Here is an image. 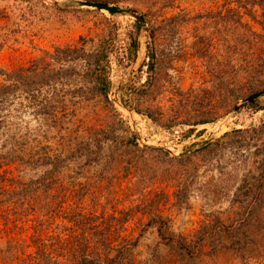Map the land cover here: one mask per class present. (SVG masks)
Wrapping results in <instances>:
<instances>
[{"label": "rangeland", "instance_id": "obj_1", "mask_svg": "<svg viewBox=\"0 0 264 264\" xmlns=\"http://www.w3.org/2000/svg\"><path fill=\"white\" fill-rule=\"evenodd\" d=\"M234 1L120 2L117 7L143 17L145 26L140 28L128 15L81 8L76 0H0L1 68L15 69L44 51L76 45L80 38L108 46L106 98L74 77L66 87L67 113L56 114V126L47 128L27 114L18 124L32 131L30 139L55 153L66 151L79 138L91 144L94 154L99 150L96 143L101 144L94 155L101 156V162L84 171V180L92 185L98 213L131 211L125 236L140 231L146 222L142 214L148 212L169 218L171 231L184 236L217 218L226 225L236 224L235 214L246 205L240 209L234 197L242 194L260 199L254 217L264 222V92L250 103L242 102L246 95L234 107L228 93L233 80L241 78L236 70L246 65L235 60L237 48H242L234 41L236 14L260 33L248 14L260 21L264 0H255L254 5V0H240V5ZM76 67L81 75L83 66ZM69 166L81 172L78 166ZM73 172H63L64 185H73L75 179L70 177L77 174ZM24 173L11 168L13 177L31 176ZM250 185L245 193L243 187ZM86 198L82 206L92 209L90 197ZM71 207L73 200L68 198L62 208ZM2 210L0 264H28L34 251V224L30 218L11 214L3 220ZM250 226L254 246L247 264H264V227L255 218ZM48 227L42 236L49 232L45 238L49 244L58 234L67 239V221L53 219ZM157 242L154 230L145 232L136 262L145 257L146 246ZM162 253L164 264H179L166 251ZM181 264L239 261L225 251L199 261L183 258Z\"/></svg>", "mask_w": 264, "mask_h": 264}, {"label": "trees", "instance_id": "obj_2", "mask_svg": "<svg viewBox=\"0 0 264 264\" xmlns=\"http://www.w3.org/2000/svg\"><path fill=\"white\" fill-rule=\"evenodd\" d=\"M76 1L117 6L125 0ZM234 2L241 4L240 0ZM252 4H255V0ZM236 15L238 30L234 41L242 48H237L235 60H243L246 65L242 70H236V74L242 73L241 80H233L228 89L231 107L246 95L249 98L264 92V51L260 50L264 44V16L258 21L253 14H248L260 27L261 32L257 33L249 24L241 22L238 13ZM150 38H153L151 31ZM3 44L4 41H0V48ZM248 50L252 53H248ZM153 57V52H150V62ZM107 59L108 46L104 42L95 44L92 38H80L76 45L56 47L52 52L44 51L41 56L15 69L0 67L1 217L7 220L11 214L23 216L25 220L30 218L29 221L33 222L31 244L34 251L28 264H164L163 251L179 264L183 258L199 261L225 251L232 252L239 264H247L251 259L250 247L254 246L251 243L254 234L250 230V222L255 218L264 227V222L254 217V207L260 201L257 197L248 199L246 194H242L241 198L237 195L234 197V204L240 209L246 205L243 211L235 214L238 218L236 224L231 222L226 225L217 218L212 223H202L190 236H184L171 231L169 218L148 212L142 214L146 222H142L140 231L125 236L126 225L133 217L131 211L114 212L108 216L102 210L98 213L96 209L100 205L95 207L92 185L84 180V171L90 165L98 166L101 162V156H94L102 149L101 144L96 143L99 150L94 154L90 143L76 138L66 151L55 153L49 146L40 145L34 138L30 139L32 131L18 124V120L27 114L47 128L56 126L59 120L56 114L67 113L66 87L74 77L84 80L93 94L106 98L110 86L106 74ZM78 64L84 68L81 75L76 67ZM217 79L220 80L219 76ZM32 142L34 146H31ZM71 164L78 166L81 172H73L69 166ZM11 168L31 176L24 180L13 177ZM64 171L77 173L76 177H70L75 179L73 185H64ZM101 176L99 179L103 178ZM251 187L244 186L245 193H249ZM87 196L92 204L89 210L82 206ZM68 198L73 200V207L65 211L62 206ZM22 208L26 210L22 211ZM58 218L70 224L67 228L68 237L63 239L59 234L55 235L54 242L49 244L45 239L49 232L45 233L46 236L42 234L49 222ZM149 229L154 230L158 242L151 248L146 246L145 257L136 262L141 239Z\"/></svg>", "mask_w": 264, "mask_h": 264}, {"label": "water", "instance_id": "obj_3", "mask_svg": "<svg viewBox=\"0 0 264 264\" xmlns=\"http://www.w3.org/2000/svg\"><path fill=\"white\" fill-rule=\"evenodd\" d=\"M76 3L78 7L96 9L98 11L107 12L110 15H128L137 21L140 28L145 26L144 19L142 16H139L138 14L132 11L122 10L121 8L115 5H110V4L103 3V2H88V1H76ZM260 95L261 94H255L249 98L244 99L242 102L250 103V102L256 101L260 97ZM236 109L237 107L234 110Z\"/></svg>", "mask_w": 264, "mask_h": 264}]
</instances>
